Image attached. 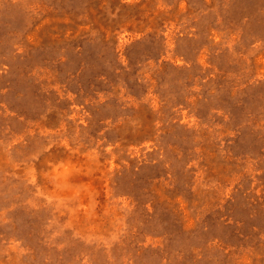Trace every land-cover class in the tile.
Instances as JSON below:
<instances>
[{"label":"rangeland","instance_id":"1","mask_svg":"<svg viewBox=\"0 0 264 264\" xmlns=\"http://www.w3.org/2000/svg\"><path fill=\"white\" fill-rule=\"evenodd\" d=\"M0 264H264V0H0Z\"/></svg>","mask_w":264,"mask_h":264}]
</instances>
